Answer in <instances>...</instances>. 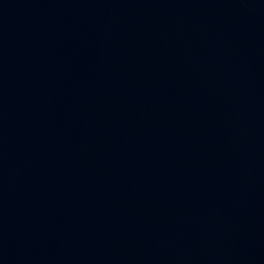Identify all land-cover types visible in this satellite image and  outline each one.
Here are the masks:
<instances>
[{
  "label": "water",
  "instance_id": "1",
  "mask_svg": "<svg viewBox=\"0 0 264 264\" xmlns=\"http://www.w3.org/2000/svg\"><path fill=\"white\" fill-rule=\"evenodd\" d=\"M0 264H264V0H0Z\"/></svg>",
  "mask_w": 264,
  "mask_h": 264
}]
</instances>
